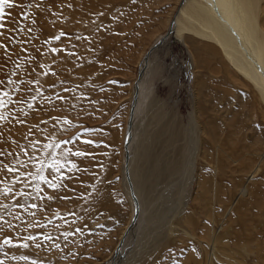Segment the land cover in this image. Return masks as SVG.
<instances>
[{
  "label": "rangeland",
  "instance_id": "1",
  "mask_svg": "<svg viewBox=\"0 0 264 264\" xmlns=\"http://www.w3.org/2000/svg\"><path fill=\"white\" fill-rule=\"evenodd\" d=\"M252 1L264 27V0ZM88 2L9 0L0 7V34L7 37L0 46V264H100L130 217L121 163L131 90L141 55L167 30L177 0ZM47 18L59 28V39L52 38L61 50L54 65L47 61L49 68L41 52L49 39L42 33ZM185 36L156 49L145 83L154 87L152 101L166 110L164 122L174 118L182 130L177 133L187 132L176 134L184 137L177 141L188 143V131H198L201 150L190 183L182 182L187 190L178 206L172 187L177 177L152 178L153 191L141 195L147 219L137 237L129 234L121 262L203 264L210 248L205 228L212 227L219 231L220 250L211 260H224L215 264H264V106L251 85L224 65L213 41ZM208 123L217 124L221 152L205 132ZM161 145L151 146L143 164L149 176L175 154ZM207 174L213 177L204 194ZM238 186L244 193L233 201ZM176 211L173 239L164 242L161 231Z\"/></svg>",
  "mask_w": 264,
  "mask_h": 264
},
{
  "label": "bare ground",
  "instance_id": "2",
  "mask_svg": "<svg viewBox=\"0 0 264 264\" xmlns=\"http://www.w3.org/2000/svg\"><path fill=\"white\" fill-rule=\"evenodd\" d=\"M88 1H90V0H87V3H89ZM3 4L4 3L0 2L1 8H2ZM50 7H51V5H50ZM3 8H4V6H3ZM69 12L72 14V17H71L72 19L74 18L75 14L77 15L76 10H73V12L72 11H69ZM50 13L53 14L54 12H50ZM172 19H173L172 26H171L172 31L170 33L166 34V31H167L166 30L165 33L162 34L161 36H159V38H157L154 42H156L158 39H161L162 42L160 43V45H162L170 39H182L185 41V37H186L185 35L188 34L189 32L194 33L198 38L201 36L202 38H204L206 43H208L209 41H213L217 45L219 52L222 54V56L224 57V59L227 62V64H226L224 61H222L224 63V65L230 67L234 71V73H236L240 77L242 76L243 79H245L251 85V88L254 91L258 102H260L261 105L264 106V27H263V23L260 22L261 20L258 21L257 11L254 8L252 0H183L182 3H181V0H177V5L175 7L174 12H172L169 15V17L167 18V22H166L167 29L169 28V23ZM72 24H74V23H72ZM72 24L69 25V22H68L69 27H71ZM77 26L75 24L74 27L77 28ZM46 28H51L50 33H48V31H46ZM58 31H59V28L57 26H55V27L52 26L49 18L45 19V25H44V28L42 30V33L43 34L45 33L46 36L48 35L49 39L45 38L43 40V42L42 43L40 42V43H41V46L43 47L41 52H42L44 58L46 59L45 63H46V65H49V66H45V64H44V66L46 68L51 67L50 64H53V62L57 60L56 57L58 56V54L61 51V50L59 51V47H58L59 41L53 39V38H56V37H54L56 34H58L57 37L59 36L60 32H58ZM1 32H3V31H1ZM46 32H47V34H46ZM6 38L7 37L5 35L1 36V34H0V46L5 44ZM159 46H156L151 51L143 52L145 54H142L140 59H139L141 61L139 69L142 72L140 71L141 72L140 76L136 80V82H137L136 83L137 95H136V99H135L134 104H133V108L131 109L132 113H131V117H130L129 131L126 130V128H125V132H124L123 140H122V148H123V142L125 141L126 142V150H127L126 157H125V151L123 148L122 163H121L122 184H123V188L127 194V197L129 199V202L131 204V214H130V217L127 220L125 226L122 228V230L119 234L118 240L114 244V247L112 248V250L107 255H105L104 259L106 260L112 254V252H113L114 248L116 247L120 238L123 235H125V237L123 239V245L121 246V248H119L120 249L119 259H115L112 261L111 260L105 261L103 259L104 261L102 260V262L100 264H122V262L124 261V259H122V258H123V255H124V257L126 255V252H125L126 247L123 248V246L126 245V241L127 242L129 241V237H128L129 234L132 233L134 235V236L132 235V237H130V238L137 237L139 229L144 224L145 219H147V213H146L147 208L144 206L146 204H143L144 202L142 200L141 195H144L143 194L144 191L145 192L146 191L147 192L153 191V189H152L153 183L151 182L152 178H153V180H154V178L158 179L162 175L164 177H166V180L170 177V175H173V178H174V176L177 177L176 180L172 179L174 181V184L172 185V187L175 188L174 189L175 196H173V197H175L176 200H178V203L176 201V204H175L178 206L179 201H181V199H182L181 195L184 194V192L187 190L184 186L181 188L182 182H183V184L190 183L189 182L190 177L192 178V176H190V175L192 174V171L194 170L193 168H194L195 163H196V156L198 157L200 150H201V148L199 147V143H198L199 142V137H198L199 135H196L198 133V131L196 134H195V131L194 132L188 131V136H189V138L190 137L191 138L188 139L189 140L188 143L186 142L184 144L181 141V143H182L181 144L180 141L179 142L177 141V139L180 137L178 136V138H177V135H176V134H178L176 130L178 129L177 126L179 125V124H177L176 119L170 118V119H166V122H164L163 118H164V114L166 113V110L160 109L159 107H157L158 106L157 103L153 102L154 100L152 101V99H153L152 96H153L155 90H154L153 85H149V82L146 85L145 78H148L151 74H153L154 68L152 67V64H153L152 60L154 59V56L156 55L155 54L156 49ZM53 49H55L56 51H53ZM14 51H15V49H13V52ZM1 56H2V53H0V58H1ZM47 61L50 62V64L47 63ZM58 65H59V63H58ZM46 80H48V78H46ZM148 81H150V80H148ZM134 89H135V84L133 85V89L131 90V98L133 97ZM131 98H130V100H131ZM203 109L205 110V108L203 107V104H202L201 109H200V113L203 111ZM175 114L173 116H175ZM235 118L236 117H234L233 119H235ZM234 121L232 120L233 123H234ZM236 122L237 121H235V123ZM192 123L194 124L195 127L197 126L194 119H193ZM210 123H208L209 125L206 124L205 132L208 135V137H210L209 140H211L210 143L211 142L213 143L212 145L214 146L213 147L214 150H216V152H217L220 149V152H221L222 147L219 148L220 145L218 147L219 142L217 141V134H218V133H216V127H217L216 125L217 124L214 125L212 123V126H211ZM237 125L233 126V127H231L232 125H230V127H231V129H233V128L238 127ZM126 126H127V122H126ZM239 127L242 129L241 126H239ZM178 130H180V129H178ZM180 131H182V130H180ZM235 131H236V129H235ZM234 132L232 131L231 134H233ZM128 133H129V135H128ZM183 133H185V131H183ZM183 133H180V134L183 135ZM180 134H178V135H180ZM185 134H187V132ZM253 135H254V133H253ZM240 136H242V135H240ZM186 137H187V135H186ZM204 137H205V135H204ZM229 137H231V136L229 135ZM180 139L183 140L184 137L180 138ZM228 139H230V138H228ZM253 139H254V136H253ZM156 141L161 142L162 148H164V147L172 148L171 152L174 150H177V151L179 150V149L174 148L176 145V142H174V141H177V143H180L182 145V149L180 150L181 155L177 156L175 151H174V153H175L174 156L173 155L168 156V157L164 156V158L167 157V159H165V162L157 169L159 171L151 173L149 176L148 174L150 172L146 171V168H148V166H145L143 164L146 163L147 160L149 159V157H150L149 150H150L151 146ZM204 141H206V140H204ZM173 142L175 143V145H173ZM258 143H259V141H258ZM260 145H261V142H260ZM247 153H250V152H247ZM254 153H256V152H254ZM167 155H168V153H167ZM216 155H217V153L215 154V156ZM227 156H228V154H227ZM261 157H260V159H261ZM234 160L235 159H233L232 161H234ZM246 160H248V159L246 158ZM213 161H214V159H213ZM259 162H260V160H259ZM248 163L251 164L250 160ZM158 164L160 165L159 161H158ZM252 168H253V169H251L252 171L249 174L247 173L248 176H251L252 172L257 170L256 165H255V167L252 166ZM184 177L186 179L183 181L182 179ZM212 177L213 176H210L207 174L203 178V183L201 186L203 187L204 194L208 191V185H211L208 181H210L212 183ZM162 180H164V178ZM198 180H199V177H198L197 182H196V184L198 183L197 185H199ZM246 180H247V178H246ZM217 185H218V183H217ZM240 186L237 187L236 191L232 195L233 201L238 200V198L240 196H242L244 193V191H242L240 189ZM212 189H214V186ZM170 190H171V188H170ZM219 191H220V189H219ZM172 193H173V189H172ZM147 195H149V194H147ZM218 196H219V194H218ZM158 197H161V196H158ZM208 197H210V196H208ZM213 197H214V195H213ZM133 198H135V199H133ZM133 200L137 203V207H138L137 210L138 211H137V215H136L135 220L133 221L131 226L129 228H127V226L130 225V221H131V218L133 217V213H134V203L135 202ZM168 200H167V203H169ZM219 200L220 199H218V202H219ZM167 205H169V204H167ZM163 208H165V207H163ZM167 208L168 207L166 206L165 209H167ZM213 208H215V207H213ZM227 209H228V207L225 209V212L226 213L230 212ZM206 210L211 213L210 215L213 214V212H212L213 209L210 208V206L207 207ZM178 211H179V209H178ZM166 212H167V210L165 211V213ZM159 213H160V211H159ZM165 213H164V216H165ZM161 214H163L162 211L160 213V216H161ZM176 214L178 215L177 211L174 212L173 214H171L172 215L171 224L168 227H166L167 225L165 224L166 228H164L163 232L161 231V234H163V233L166 234V236H164V238L162 239V241H164V242L165 241L167 242V241L173 239V235H171L170 232H171L172 227H174L173 225H175V224H173V219H175ZM187 221L189 223L191 221V219H188ZM164 223H165V221H164ZM132 228H134V232L132 231ZM126 229H127V231H126ZM225 234L226 233H224L223 236ZM218 236H219V231L217 229L212 228V227H206L205 228V238H207L210 241V248L208 249L209 252L207 251V255L205 256V260H203V264H215V261H219V262L224 261L221 259L222 257L219 258L220 260H211L212 259L211 256L217 254V252L219 253V250H220V242H219ZM160 244H161V239L159 236L156 240V249L159 248ZM224 247H225L224 244H222L221 245V251L224 249ZM240 248H242V247H240ZM156 249H155V251H156ZM221 255H223V254H221ZM226 255H228V254H226ZM152 256H154V255L151 254L150 259ZM215 257H217V256H215ZM121 260H122V262H121ZM192 260L195 261V259H193V258H192ZM149 262H152V260H138L134 264H150ZM226 262H228V264H234L233 262H230L228 260H226ZM234 262H235V260H234ZM225 264H227V263H225ZM239 264H240V261H239Z\"/></svg>",
  "mask_w": 264,
  "mask_h": 264
},
{
  "label": "water",
  "instance_id": "3",
  "mask_svg": "<svg viewBox=\"0 0 264 264\" xmlns=\"http://www.w3.org/2000/svg\"><path fill=\"white\" fill-rule=\"evenodd\" d=\"M182 2H183V0H181V3ZM172 21H173V19L169 23V28L167 29L166 34H168V33H170L172 31L171 30ZM161 42H162V40L161 39H158L156 42H154L149 47V49L147 51H151L156 46H159ZM140 71H141L140 69H139V71H137V75H136V78H135L134 83H133V85L135 84V89L133 91V97L131 98L130 104H129L128 120H127V126H126V130H128V131H129V127H130V117H131V113H132L131 112V109L133 108V104H134V101H135L136 95H137V85H136L137 82H136V80L139 78L140 73L142 72V71L141 72ZM128 135H129V133H128ZM123 148H124L125 157H126L127 150H126V142L125 141L123 142ZM133 199H135V198H133ZM137 208H138L137 207V203L135 202L134 203V213H133V217L131 218L130 225H128L127 228H129L131 226V224L133 223V221L135 220L136 215H137V211H138ZM126 231H127V229H126ZM124 237H125V235H123L120 238V240L118 241V243H117L116 247L114 248L112 254L106 260H111L112 261V260H115V259H119V256H120V249L119 248H121V246L123 245V239H124Z\"/></svg>",
  "mask_w": 264,
  "mask_h": 264
},
{
  "label": "snow or ice",
  "instance_id": "4",
  "mask_svg": "<svg viewBox=\"0 0 264 264\" xmlns=\"http://www.w3.org/2000/svg\"><path fill=\"white\" fill-rule=\"evenodd\" d=\"M2 2L3 3H8L9 2V0H2ZM57 39H59V37H56ZM53 51H56L55 49H53ZM85 143H91L90 141H85ZM75 155H77V156H83V155H85V153H82V152H76L75 153ZM10 171L12 170V169H9ZM46 238H48V237H46ZM28 239H33L32 237H29ZM4 243H11V240L10 239H6L5 241H4ZM23 247H28V245L25 243V244H23ZM22 259H27V257H21Z\"/></svg>",
  "mask_w": 264,
  "mask_h": 264
}]
</instances>
